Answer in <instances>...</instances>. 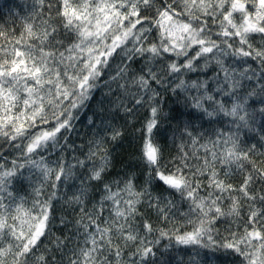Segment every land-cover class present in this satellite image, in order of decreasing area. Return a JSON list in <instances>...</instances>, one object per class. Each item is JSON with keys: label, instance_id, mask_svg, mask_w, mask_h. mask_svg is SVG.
<instances>
[{"label": "snow or ice", "instance_id": "6c2138e0", "mask_svg": "<svg viewBox=\"0 0 264 264\" xmlns=\"http://www.w3.org/2000/svg\"><path fill=\"white\" fill-rule=\"evenodd\" d=\"M137 61L143 67L133 73ZM113 83L125 95L137 88L130 93L136 106L149 101L140 148L147 178L139 186L134 174L106 182L113 166L108 144L124 135L111 123L88 142L84 159L64 155L74 148L66 134L77 113ZM154 85L182 94L180 102L199 119L229 126L205 139L189 119L179 129L187 143L165 162L154 140L161 112ZM115 107L134 111L123 102ZM258 120H264V0H33L19 31L0 24V264H150L162 237L234 254L240 264H264V135L253 144L242 138ZM76 180V191L61 197L60 189ZM23 181L30 202L16 190ZM91 182L101 195L89 210ZM58 198L77 213L75 230L49 237ZM142 207L172 221L173 229L155 228ZM177 214L190 231L176 226ZM186 264L204 260L196 251Z\"/></svg>", "mask_w": 264, "mask_h": 264}, {"label": "trees", "instance_id": "16d2710c", "mask_svg": "<svg viewBox=\"0 0 264 264\" xmlns=\"http://www.w3.org/2000/svg\"><path fill=\"white\" fill-rule=\"evenodd\" d=\"M33 8V0H0V24H5L8 27H15L19 31L21 24L26 18H30ZM120 63V58L117 57L113 60L112 66L107 70L109 74L114 73L116 65ZM143 67L142 61L133 62L131 64V71L139 73ZM196 74H188L184 77L195 78ZM106 78V77H105ZM160 92V96L156 98L158 106L161 109L160 123L158 128L154 130V140L163 148L164 161H168L170 157L174 156L178 151V146L183 142L187 143L188 138L182 137L179 129L183 128L185 123L191 119L193 128L196 133H206L205 139L212 134L213 128H220L222 125L227 128L229 125L226 120L218 123H209L207 119H199V113L191 109H186L182 102L181 96H177L170 90H165L162 86H156ZM138 89L130 87L129 94L125 95L119 90L115 83L111 84V91L108 87L101 86L93 95V99L89 102L88 106L83 108L77 113L78 119L73 121L74 130L67 133L69 143L74 145L72 149H66L64 152L65 157L69 162H74L72 157L76 156L84 159V154L89 147V141L96 137V134L108 123L118 127L124 133L123 138L116 142H109L108 148L111 152L112 164L107 176L106 182L111 183L113 180H123L128 175L134 174L136 184L142 185L146 177V168L140 160V148L142 144V137L144 134V125L150 116L149 101L145 97V102L142 105L136 106L133 97L130 93L137 92ZM123 102L125 105L134 108V111L128 115L123 111L116 109V105ZM103 108L105 111L101 112ZM191 112V116H189ZM94 121V124L89 123V119ZM104 121V124H102ZM264 120H258L253 125V131L244 130L242 138L247 144L258 143L260 136L264 135L261 131V125ZM46 127V126H45ZM35 131V130H33ZM47 156L48 154L45 153ZM56 155L49 157V161H54ZM91 163L88 164L90 168ZM34 171V170H33ZM78 175L86 176L85 169H77ZM27 175V173H25ZM39 177H36L38 182ZM72 186L62 187L59 195L62 197L64 194L71 195L75 192L80 184L79 180L69 182ZM92 187L89 188V197L86 207L91 210L93 204L99 200L101 195V186L96 182H91ZM156 192L160 191L159 186L153 185ZM16 190L21 196H28L29 202L31 201V187L29 182L23 181L17 183ZM49 191L51 189H48ZM165 195H167L165 193ZM178 199V198H177ZM182 211H187V204L179 205ZM141 211L145 217L150 219L155 228L158 229H173L172 221H163L157 219L154 212L143 208ZM107 211L105 216H107ZM52 223L50 225L48 236H62L72 235L74 229V221L77 218V213L71 209L65 208L62 198L53 201L52 207ZM61 219H65L67 226L60 223ZM175 224L181 231H190L191 225L185 222V218L177 214L174 218ZM158 233H153L148 237L149 240L155 239ZM44 243L47 244L48 240L45 239ZM196 251L200 252L204 260V264H240V260L234 254H225L223 252L212 253L200 248L196 249L192 246L178 245L174 239L167 237L160 238L158 244L154 246L155 256L150 257V264H186L189 255H194ZM59 255V254H57Z\"/></svg>", "mask_w": 264, "mask_h": 264}]
</instances>
